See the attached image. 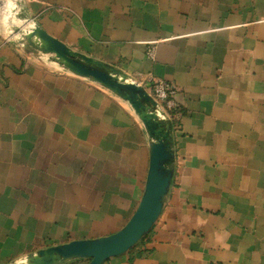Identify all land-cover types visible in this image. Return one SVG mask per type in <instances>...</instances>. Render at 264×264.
<instances>
[{
    "label": "crops",
    "instance_id": "0c3cea01",
    "mask_svg": "<svg viewBox=\"0 0 264 264\" xmlns=\"http://www.w3.org/2000/svg\"><path fill=\"white\" fill-rule=\"evenodd\" d=\"M17 1L72 50L177 90L168 200L147 239L106 264H264V0ZM8 27L0 264L120 231L149 167L147 134L122 100L26 56Z\"/></svg>",
    "mask_w": 264,
    "mask_h": 264
},
{
    "label": "water",
    "instance_id": "95a60500",
    "mask_svg": "<svg viewBox=\"0 0 264 264\" xmlns=\"http://www.w3.org/2000/svg\"><path fill=\"white\" fill-rule=\"evenodd\" d=\"M7 7L10 41L18 50L40 62L49 57L69 75L108 90L132 108L149 140L144 192L137 210L120 231L107 237L41 249L8 264H68L77 260L106 264L112 258L127 254L147 237L163 212L175 173L173 124L133 77L52 37L18 1Z\"/></svg>",
    "mask_w": 264,
    "mask_h": 264
},
{
    "label": "built area",
    "instance_id": "2783aa9c",
    "mask_svg": "<svg viewBox=\"0 0 264 264\" xmlns=\"http://www.w3.org/2000/svg\"><path fill=\"white\" fill-rule=\"evenodd\" d=\"M149 56L153 57V51L149 52ZM139 84L143 86L153 100L159 104L161 110L173 124V121L177 119L176 117L180 115L179 108L175 102L177 94L175 86L167 81L154 78H150Z\"/></svg>",
    "mask_w": 264,
    "mask_h": 264
},
{
    "label": "rangeland",
    "instance_id": "374dc122",
    "mask_svg": "<svg viewBox=\"0 0 264 264\" xmlns=\"http://www.w3.org/2000/svg\"><path fill=\"white\" fill-rule=\"evenodd\" d=\"M15 0H0V28L4 27V26H11V24L7 21V6L8 4H10L11 2H14ZM17 1V0H16ZM127 108H129L133 113L134 111L132 110V108L124 103ZM135 114V113H134Z\"/></svg>",
    "mask_w": 264,
    "mask_h": 264
},
{
    "label": "trees",
    "instance_id": "16d2710c",
    "mask_svg": "<svg viewBox=\"0 0 264 264\" xmlns=\"http://www.w3.org/2000/svg\"><path fill=\"white\" fill-rule=\"evenodd\" d=\"M173 124H174V126H175V124H176V120L173 121ZM145 239H147V237H145V238L142 240V242L145 241Z\"/></svg>",
    "mask_w": 264,
    "mask_h": 264
}]
</instances>
